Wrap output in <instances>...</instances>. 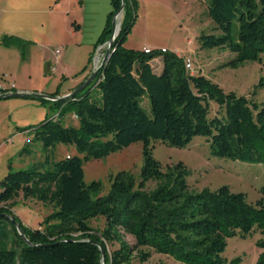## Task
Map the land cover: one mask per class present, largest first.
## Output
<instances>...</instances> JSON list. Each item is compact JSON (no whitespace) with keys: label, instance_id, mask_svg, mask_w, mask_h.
<instances>
[{"label":"trees","instance_id":"1","mask_svg":"<svg viewBox=\"0 0 264 264\" xmlns=\"http://www.w3.org/2000/svg\"><path fill=\"white\" fill-rule=\"evenodd\" d=\"M109 3L111 10L87 64L95 50L111 38L112 20L121 0ZM137 8L136 0H124L119 33L93 87L74 98L49 102L58 110L55 118L46 116L35 126L17 129L27 131L31 143L41 144L46 152L55 145L72 146L77 156L53 163L48 171L43 170L48 157L44 163L17 172L8 164L0 181V216H10L13 223L0 218V264H132L135 259H148L143 248L177 264H240L239 259L227 262L222 258L226 241L235 236L245 239L255 229L263 236L256 243L262 250L256 264H264V179L261 199L253 205L244 194L225 186L191 191L183 169L162 171L152 157L154 142L184 149L193 138L203 137L212 157L264 166V106L224 93L200 73L190 75L185 58L173 52L124 48ZM207 17L219 35L199 34L201 51L234 54L232 61L222 65L226 68L261 64L264 0H208ZM234 26L236 38L232 36ZM27 44L12 36L1 39L3 47L16 46L23 54ZM158 59L162 63L159 74L151 67ZM263 87L261 80L257 88ZM7 92L0 90V94ZM49 96L58 97L59 87ZM144 99L150 105L149 115L142 108ZM211 104L221 113L211 117ZM67 113L76 118L77 128L63 124ZM138 143L143 164L137 179L118 172L110 177L106 196H101L100 182L84 183L85 162L105 159ZM28 152L26 146L20 155ZM150 183L152 189H148ZM19 195L51 209L38 229L28 228L14 216ZM99 219L104 221L102 230H93L90 222ZM125 236L133 238V246Z\"/></svg>","mask_w":264,"mask_h":264},{"label":"rangeland","instance_id":"2","mask_svg":"<svg viewBox=\"0 0 264 264\" xmlns=\"http://www.w3.org/2000/svg\"><path fill=\"white\" fill-rule=\"evenodd\" d=\"M136 1L137 19L126 39L124 48L137 50L143 45H149L158 49L164 47L187 55V58L192 61L193 75L200 73L218 85L224 93L244 96L257 105L264 106V87L257 88L259 81L264 80V55L260 57L261 64L247 62L236 69H232L222 67V65L232 61L235 58L234 54L216 50L201 51L199 49L197 41L199 34L219 35L207 17L208 0ZM29 2L17 1L16 3L12 0H0V42L4 34L10 33L9 36H16L15 34L19 32L25 34L27 40L33 41V43L30 42L26 45L24 54L16 46L4 48L0 45V86L6 87L17 84L18 87L43 91V94H52L57 87L65 90L69 85L65 84L66 79L61 81V74L72 76L69 78L72 80L73 68H79L78 71L82 70L87 60L85 42L93 44L103 27V23L101 25L99 23L96 27L98 15L96 14V7L93 5L94 0H87L86 9L82 13L84 24H82L81 30L84 41L81 46L75 45L77 40L69 36L70 23L68 26L64 24L61 21V16H47L37 13L36 10H39L40 7L38 6V9L36 5ZM51 7L47 9V12L51 10ZM110 10L109 2H107L105 16ZM74 11L71 8V12L74 13ZM117 21H122V15ZM232 36L237 37L236 26L232 29ZM64 44L67 45V49L63 47ZM33 46V49L29 48ZM56 48L64 49L65 59L59 63L57 72L51 71L50 74H47L44 72V67L46 66L45 69L49 70L50 67H57L58 63L49 62L46 64L42 58L44 54L53 53ZM29 54L31 56L30 62L28 60L25 62ZM3 57L5 61L2 63ZM92 67L93 59L88 65V69L92 71ZM151 67L156 72L158 61L151 62ZM91 87H93L92 84L88 88ZM91 93L96 95L97 91L92 89ZM11 105H37L44 110L48 119L55 118L58 114L57 108L53 107L51 103H42L38 99L14 98L0 101V124L3 122V125H0V142L3 143L0 146V181L7 174L5 162L8 154L7 147L10 146L4 140L10 136L9 131H11L12 122L16 123L20 118L22 122L25 120L24 112L13 111ZM142 108L148 115L150 114V105L146 99L142 101ZM220 113L215 105H210L211 117ZM45 115L43 120L46 118ZM63 124L78 127V122L73 119L70 113H67L63 118ZM2 146L4 147L1 148ZM29 150V155L22 154V157L26 158L30 166L25 169L14 168L12 169L14 172L31 169L38 162L44 163L47 157L48 165L45 164L43 170L48 171L53 163L68 156H77V152L72 146L55 145L53 149L46 152L41 144L31 143ZM152 157L159 163L162 171L174 167L183 169L187 173L185 179L189 190L196 193L205 189L215 191L225 186L233 193L244 194L250 204L254 205L261 199L260 188L264 179V166L212 157L203 137L193 138L184 149H175L166 144L154 142L152 143ZM17 159L16 157L11 162H17ZM142 164V145L140 143L134 144L105 159L85 162L83 166L84 183L100 182L102 184L101 196H106L109 192L111 176L124 171L137 179ZM153 187V183L148 184V189ZM12 212L23 225L36 230L43 218L51 212V209L33 200H23L22 196L19 195L15 199ZM89 226L93 230L99 231L102 230L104 221L102 219L91 221ZM260 239H263V236L256 229L245 239L239 236L229 238L226 241L222 258L227 262L239 259L240 264H256L257 258L262 252L256 247V243ZM125 240L130 245H134L132 237L125 236ZM116 247H108V251H112ZM142 252L149 255L148 259L145 262H139L135 259L132 264H177L165 256L154 254L147 248H143Z\"/></svg>","mask_w":264,"mask_h":264},{"label":"crops","instance_id":"3","mask_svg":"<svg viewBox=\"0 0 264 264\" xmlns=\"http://www.w3.org/2000/svg\"><path fill=\"white\" fill-rule=\"evenodd\" d=\"M17 1L29 2V0H12V2H16V3H17ZM52 1H53V4H51ZM30 2H32L33 5H36L37 8H38V6L40 7V9L38 8L39 10H36L37 13L39 12L42 15L46 14L47 16H53V15L61 16V21L64 24H66L68 26V24L70 23L71 29L68 30L69 36H71L72 38H75V40H77V43L75 45L81 46L83 44L84 38H83V32L81 30V26H82V24H84V18L82 17V13H84V11L86 9L85 5H86L87 0H59L57 3H54V0H31ZM107 2H109V0H94V2H93V5L96 7V12H97L96 14L98 15L96 17V20H97L96 21V27H97V25H99V23H100V25H101V23H103V27H104L107 15L109 14V12H108L107 15L105 16L106 9H107ZM50 4L53 6L51 7ZM109 6H110V3H109ZM49 7H51V10L49 12H47V9ZM71 8H73L75 10L74 13L71 12ZM104 17H105V20H104ZM103 27H102V29H103ZM19 33H21V34H19ZM19 33H16L15 34L16 36H14V35H10V36L16 37V38H18L24 42H27V43H30V42L33 43V41H31L30 39L27 40L26 36H24L25 34H23L22 32H19ZM8 34H10V33H8ZM8 34H4L2 36V38L4 36H9ZM89 41H91V40H89ZM95 42L93 44H91V42H88V44H87V42H85L86 45H84V48L87 52V60H86V65L82 68V69H84L86 67V70L83 73H80L82 70L78 71L79 68H73V70L71 72V74H74L72 80H69V78L72 76H65L63 73L61 74V78L66 79L65 84H68L69 86L65 90L59 89V96L58 97H63V96L70 94L75 88L80 86L84 81H86L90 77L92 71H91V69H88L89 64H87V61H88L89 55L92 52V47L95 44ZM0 45H1V42H0ZM63 47H66V49H67V45H65ZM29 48L33 49L34 46L29 47ZM143 49L167 50V51L175 53L178 57H182V58L188 57L187 55L180 54L179 52H176L174 50L171 51V50L164 48V47L158 49V48H155V47L149 46V45H143V47L140 49H137V51H142ZM55 50H59L58 57H56L54 55V52H53L51 54L50 53L44 54V56L42 58V61L46 62V64L47 63L49 64V62H52L54 64L58 63L57 67L55 66L56 68L50 67L49 70H46L45 69L46 66H45L44 72H46L47 74H50L51 71L57 72V70H58L57 68H59V63L62 62L63 59H65L66 53L64 52V49L61 50L59 48H56ZM29 53H30V51H29ZM30 54H29L28 58H26L25 62H27V60L30 62V59H31ZM4 61H5V58L3 57L1 62L3 63ZM157 61H158V67L156 69V73L159 74L161 72V69H162V63H161L160 59H158ZM0 90H5L8 92H20V93H22V92L23 93L24 92L25 93H37V92L38 93H44L43 91H35V90L27 89V88L18 87L17 84H15V85L11 84L10 86H6V87L0 86ZM47 95H49V94H47ZM11 106L13 107V109H12L13 111L24 112L23 116H25V120H24V122H22V119L20 118L16 123L12 122L11 127H10L11 131H9L10 136L7 140H4L8 144H10V146L7 147L8 154H7V160L5 162L6 163V169H7L6 171H8V164H11V169H14V168L25 169L26 167L30 166L29 162L26 160V158L24 159L22 157L23 155H20V152L24 147H26V146L30 147L32 138L27 131L26 132H20L17 129L35 126L43 120L44 115H45L44 110L37 105H11ZM10 115H11V113H10ZM33 119H34V122H32ZM0 125H3V122ZM2 144L3 143L0 142V146ZM33 144H35V143H33ZM3 147L4 146H2L1 148H3ZM9 150H11V151H9ZM29 152H30V150H29ZM29 152L24 153V154L29 155ZM16 157L18 158L17 159L18 161L12 163L11 161H14L16 159Z\"/></svg>","mask_w":264,"mask_h":264},{"label":"water","instance_id":"4","mask_svg":"<svg viewBox=\"0 0 264 264\" xmlns=\"http://www.w3.org/2000/svg\"><path fill=\"white\" fill-rule=\"evenodd\" d=\"M123 10H124V0H121V7H120L119 11L116 13V15L113 17V20H112V34H111L110 40L108 41V43H106L107 48L104 52V56H103L101 66L98 69L92 71L90 77L86 81H84L80 86L75 88L70 94L63 96V97L52 98L49 95L43 94V93L7 92V93L0 94V101L8 100L10 98H30L31 97L34 99L45 100L48 102H57V101H65V100L74 98L76 95L80 94L83 90H85L88 86H90L93 83V81L95 80V78L97 76L99 69L102 67L104 62L108 59V57L110 55L112 43L119 33L121 21L118 22L117 20L122 15ZM0 218H3L5 220L9 221L10 223H13L11 217L8 215H2V216H0ZM16 230L18 231L19 235L21 236V239L27 243L24 235H22L19 232V229L17 226H16Z\"/></svg>","mask_w":264,"mask_h":264},{"label":"built area","instance_id":"5","mask_svg":"<svg viewBox=\"0 0 264 264\" xmlns=\"http://www.w3.org/2000/svg\"><path fill=\"white\" fill-rule=\"evenodd\" d=\"M107 48V44H104L102 46H99L93 55V67H92V71L98 69L101 66L102 60H103V56H104V52ZM144 51H147L148 49H143ZM54 55L56 57H58L59 55V50H55L54 51ZM184 67L185 70L190 74L193 75V66H192V61L190 58H185L184 59ZM73 119L75 120L76 118L73 116Z\"/></svg>","mask_w":264,"mask_h":264}]
</instances>
